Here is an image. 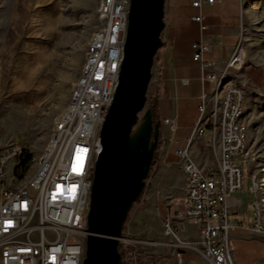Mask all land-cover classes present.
Wrapping results in <instances>:
<instances>
[{
  "label": "built area",
  "instance_id": "2783aa9c",
  "mask_svg": "<svg viewBox=\"0 0 264 264\" xmlns=\"http://www.w3.org/2000/svg\"><path fill=\"white\" fill-rule=\"evenodd\" d=\"M214 2L190 0L198 11L191 20L200 35L206 29L201 10ZM246 2L240 0L241 9ZM129 7L130 0H98V25L86 46L79 76L54 120L44 151L30 159L22 178L15 171L27 152L17 144L0 145V264H82L99 134L118 83ZM162 40L169 52L172 43ZM191 48L192 60L200 69V117L186 146L174 149L186 182L185 197L182 207L175 214L168 211L162 220V234L171 242L159 246L173 248L177 264H182L186 250L198 253L207 264H235L231 233L241 229L264 235V173L260 172L264 167L254 170L258 158L249 148L245 121L251 91L237 76L246 66L247 53L242 31L228 48L221 70L205 60L211 49L205 38L200 37ZM205 84L212 86L210 92L204 90ZM206 131L214 162L201 167L190 157L189 146ZM10 164L12 176L8 178ZM246 181L253 197L252 216L235 224L227 200L243 191ZM175 221L195 226L199 239H182ZM119 243L124 251L128 248L122 238Z\"/></svg>",
  "mask_w": 264,
  "mask_h": 264
},
{
  "label": "rangeland",
  "instance_id": "374dc122",
  "mask_svg": "<svg viewBox=\"0 0 264 264\" xmlns=\"http://www.w3.org/2000/svg\"><path fill=\"white\" fill-rule=\"evenodd\" d=\"M97 3L98 0H0L2 147L17 144L31 158H38L44 151L54 120L68 101L85 59L86 46L98 25ZM165 40L169 41L166 37ZM242 45L247 53L245 68L248 64L264 68V0H247L242 8ZM243 71L237 76L251 91L245 121L249 148L258 158L254 170L258 171L264 167V90L245 81ZM151 95L149 88L147 98ZM159 165L160 160L155 162L143 195L125 224L122 235V243L128 247L123 253L125 264H137L135 255L140 256L142 264H153L148 256L166 258L157 264L177 263L174 249L159 244L171 242L162 234V210L165 205L175 214L171 191L176 189L178 180L173 170L162 172ZM11 169L10 164L8 178L12 176ZM247 185L248 181L245 188ZM179 234L188 241L199 239L193 226L187 229L180 226ZM184 253L191 264L200 259L198 253L189 250ZM234 256L235 250V262Z\"/></svg>",
  "mask_w": 264,
  "mask_h": 264
},
{
  "label": "water",
  "instance_id": "95a60500",
  "mask_svg": "<svg viewBox=\"0 0 264 264\" xmlns=\"http://www.w3.org/2000/svg\"><path fill=\"white\" fill-rule=\"evenodd\" d=\"M164 30L165 0H130L118 83L99 134L82 264H123L119 240L159 144L147 94Z\"/></svg>",
  "mask_w": 264,
  "mask_h": 264
},
{
  "label": "crops",
  "instance_id": "0c3cea01",
  "mask_svg": "<svg viewBox=\"0 0 264 264\" xmlns=\"http://www.w3.org/2000/svg\"><path fill=\"white\" fill-rule=\"evenodd\" d=\"M201 12L205 17L206 29L200 35L198 25L191 20L198 11L191 8L190 0H165V30L162 38L166 37L172 43V49L167 52L163 48L164 51L158 52L149 84L152 90L151 98L154 99V113L160 121V139L163 143L156 152L155 162L160 160L158 167L160 171L173 170L177 175L178 184L176 189L171 191L175 197L173 200V206L177 209L175 213L182 207L186 182L179 170L174 149L186 146V139L191 136L193 127L200 117L198 106L202 85L200 69L192 60L191 45L200 37L205 38L211 49L204 58L213 63L216 70H221L226 64L228 48L238 41L242 31L240 0H215L211 6L205 4ZM242 75L245 81L251 82L258 90H264V68L248 64ZM211 89L210 84H205L206 92H210ZM165 120L172 122L164 124ZM209 139L210 135L206 131L201 136H195L189 146L190 157L201 167L210 166L214 162L212 150L208 145ZM252 200L253 197L246 188L229 196L227 203L231 213L230 219L235 224L251 218ZM168 211L169 208L164 205L162 220ZM175 224L178 230L180 226L184 229L193 226L185 221H175ZM231 238L236 264L264 262V235L235 229L231 233ZM183 239L187 240L186 237ZM199 258L196 264H207L203 257ZM182 261V264H191L185 255Z\"/></svg>",
  "mask_w": 264,
  "mask_h": 264
},
{
  "label": "trees",
  "instance_id": "16d2710c",
  "mask_svg": "<svg viewBox=\"0 0 264 264\" xmlns=\"http://www.w3.org/2000/svg\"><path fill=\"white\" fill-rule=\"evenodd\" d=\"M192 8V7H191ZM192 9H194V8H192ZM147 107L149 108V109H151V112H152V117H153V121L156 123V122H159L160 123V121H159V119H158V117L156 116V114L154 113V99L153 98H148L147 99ZM162 140L160 139V137H159V144H158V148H157V151L159 150V148L162 146ZM156 151V152H157ZM30 159H31V157L27 154L26 155V158H25V160L24 161H22V163L19 165V167H17L16 168V171H15V174L18 176V178H22V176H23V174L26 172V170H27V168H28V166H29V162H30ZM155 160H156V154H155V158H154V162H153V166H152V170L154 169V166H155ZM138 203V202H137ZM136 203V204H137ZM135 204V205H136ZM135 205H133V206H135ZM133 208V207H132ZM119 252H120V254H121V256H122V259H123V253H124V246H122V245H119ZM136 262H137V264H142V261H141V259H140V256H138V255H136ZM148 259H150L152 262H153V264H157L159 261H161L162 259L164 260V259H166V258H163V257H157V258H155V257H152V256H148L147 257ZM123 264H125V262L123 261Z\"/></svg>",
  "mask_w": 264,
  "mask_h": 264
},
{
  "label": "bare ground",
  "instance_id": "6f19581e",
  "mask_svg": "<svg viewBox=\"0 0 264 264\" xmlns=\"http://www.w3.org/2000/svg\"><path fill=\"white\" fill-rule=\"evenodd\" d=\"M261 172H263L264 173V170H261ZM263 182H264V180H263ZM120 241V240H119Z\"/></svg>",
  "mask_w": 264,
  "mask_h": 264
}]
</instances>
